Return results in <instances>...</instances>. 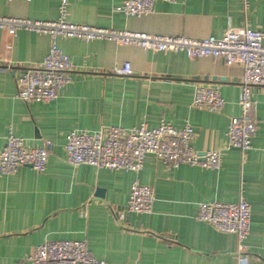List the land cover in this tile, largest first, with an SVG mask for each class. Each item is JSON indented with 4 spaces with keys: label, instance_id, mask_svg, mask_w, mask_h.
I'll use <instances>...</instances> for the list:
<instances>
[{
    "label": "crops",
    "instance_id": "crops-1",
    "mask_svg": "<svg viewBox=\"0 0 264 264\" xmlns=\"http://www.w3.org/2000/svg\"><path fill=\"white\" fill-rule=\"evenodd\" d=\"M69 2L71 23L97 28L196 39L222 38L229 27L264 32V0L248 6L244 0L158 1L141 17L125 15L126 0ZM58 6L59 0H0V17L54 21ZM57 43L71 58L73 83L49 104L29 103L16 97V78L40 67L52 40L0 30V151L9 132L30 148L52 144L45 173L25 167L0 176V264H27L47 241L78 240L106 264H240L237 237L198 221L197 214L202 203H236L241 196L252 208L245 264H264V87L252 90L259 130L243 158L228 149L231 120L241 113V66L108 41ZM127 63L132 74H117ZM196 85L218 88L225 107L215 113L193 107ZM164 121L176 128L190 123L196 150L223 151L221 169H171L152 154L139 174L67 161L70 132L142 124L154 129ZM137 178L154 189L153 212L127 214L119 224L115 212L126 208Z\"/></svg>",
    "mask_w": 264,
    "mask_h": 264
},
{
    "label": "built area",
    "instance_id": "built-area-1",
    "mask_svg": "<svg viewBox=\"0 0 264 264\" xmlns=\"http://www.w3.org/2000/svg\"><path fill=\"white\" fill-rule=\"evenodd\" d=\"M175 3L177 0H126L123 12L128 17H141L153 12L156 2ZM249 5V0H244ZM69 0H59L58 18L54 21L0 17V30L14 36L18 31L36 32L52 40L48 55L40 67L22 72L16 78V97L29 103L49 104L61 91L73 83V63L58 46V38L84 42L108 41L121 46H136L153 52L185 53L191 60L221 59L227 66H241L243 78L238 104L239 116L232 118L228 130V149L239 150L245 158L253 148L258 134L254 115L253 88L264 87V32L251 28L229 27L222 38L203 39L184 36L152 35L128 30L97 28L69 21ZM117 74L131 75L130 64L117 69ZM193 107L219 112L226 101L218 88L195 86ZM195 130L190 123L176 128L169 122L149 129L145 124L134 128L103 127L98 131H73L66 136L67 161L73 167L88 165L99 170L127 171L139 174L147 155H154L171 169L181 165L200 166L218 171L223 160L222 150L199 152L193 146ZM51 142L41 148H30L25 138L9 132L0 151V176H10L20 168L30 167L39 174L47 170ZM154 189L137 178L131 187L126 208L117 211V221L123 223L127 214H151L155 202ZM251 205L243 196L236 203H202L197 220L238 240V258L245 264L247 241L251 233ZM27 264H106L97 260L85 241H47L36 246L26 258Z\"/></svg>",
    "mask_w": 264,
    "mask_h": 264
},
{
    "label": "water",
    "instance_id": "water-1",
    "mask_svg": "<svg viewBox=\"0 0 264 264\" xmlns=\"http://www.w3.org/2000/svg\"><path fill=\"white\" fill-rule=\"evenodd\" d=\"M214 80H215V78H214Z\"/></svg>",
    "mask_w": 264,
    "mask_h": 264
}]
</instances>
